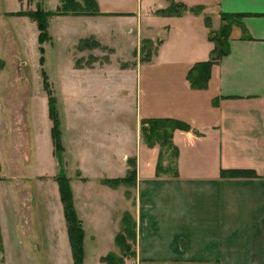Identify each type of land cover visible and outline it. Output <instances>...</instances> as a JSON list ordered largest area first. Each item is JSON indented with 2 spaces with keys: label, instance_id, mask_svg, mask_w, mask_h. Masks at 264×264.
<instances>
[{
  "label": "crops",
  "instance_id": "obj_1",
  "mask_svg": "<svg viewBox=\"0 0 264 264\" xmlns=\"http://www.w3.org/2000/svg\"><path fill=\"white\" fill-rule=\"evenodd\" d=\"M97 1L100 12L89 18L98 20V28L89 32V40L117 50L113 36L115 31L123 32L121 43L131 48L122 58L128 61L136 48L141 56L142 41L150 39L156 44L151 61L177 68L149 76V108L143 111L142 56L137 62L132 80L137 95L134 124L126 128L122 126L126 121L118 123L121 132L132 131L130 147L125 140L109 144V118L102 117L95 125L89 119V185L94 186L89 205L93 206L95 195L111 214L93 219L97 224L92 237L101 245L98 262L105 264L102 257L114 252L124 254L123 264H264V0H176L187 7L178 15L161 14L169 0L159 4L135 0L136 7L134 0ZM192 7L201 10L194 12ZM149 15L153 24L145 27L143 21ZM223 15H238L233 18L228 53L213 64L206 85L195 88L188 74L196 63L210 59L211 31L226 23ZM101 18L107 21L101 24ZM111 18L121 23L112 24ZM96 68L89 67V78ZM123 71L130 74L126 69L118 73ZM120 83L114 92L106 83L110 94L102 99L99 91L98 104L106 106L101 109L103 115L115 109L131 110L125 96L121 97L129 91L127 84ZM96 90L95 86L90 92ZM164 118L182 121L189 128L169 129L165 143L147 146L143 160V121ZM51 154L53 150L49 159ZM130 159L136 161L134 181L107 183V179L127 176ZM231 170L249 174L223 175ZM49 175L37 173L40 185L47 186L43 182ZM0 183L5 184L4 179ZM51 201L45 200L44 205L50 206ZM125 213L132 217L135 231V237L127 239L132 254L116 239ZM100 223H107L108 230L102 231L105 227ZM64 236L62 250L70 259L69 237ZM54 238L50 237V244ZM51 254L50 250L46 262Z\"/></svg>",
  "mask_w": 264,
  "mask_h": 264
},
{
  "label": "rangeland",
  "instance_id": "obj_2",
  "mask_svg": "<svg viewBox=\"0 0 264 264\" xmlns=\"http://www.w3.org/2000/svg\"><path fill=\"white\" fill-rule=\"evenodd\" d=\"M132 4L136 7L135 0ZM59 5L60 0H0V175L5 181V184L0 183V264H100L97 254L101 245L99 239L92 237L97 224L93 219L96 215L106 218L111 214L95 195L93 206L89 205V191H94L93 184L89 185V119L95 125L103 118H109V144L125 140L130 147L129 139L133 133L131 130L121 132L118 123L126 121L127 125L121 123L126 128H132L134 124L137 95L132 80L137 62H142L140 104L143 111L149 108V76L166 69H177L155 59L151 61L156 52L154 42L155 48L149 59L144 58L146 52L142 50V42V57L136 48L130 52V60H123L122 57L126 58L124 53L131 48L121 43L126 35L123 32L117 34L115 31L113 36L119 47L117 50L94 44L89 46V32L97 29L99 23L89 18L92 15L51 14L46 19L51 38L48 36L45 42H40L39 19L28 14L40 9L55 12ZM111 19L112 24L121 23ZM99 21L103 24L107 19ZM143 24L145 27L153 24L150 15ZM92 66L97 68L89 78V67ZM119 69L130 71V78L124 71L118 73ZM98 72L104 76H97ZM120 82H125L124 86L127 84L129 91L122 92L121 97L125 96L131 110L115 109L110 110L109 115H103L106 106L98 104L99 91L102 99L110 94L106 83H110L111 92H114V87L121 88ZM95 86L96 93L90 92ZM50 97L55 99L59 147L53 140L55 128L50 116ZM142 139L144 160L150 142L144 133ZM49 150H53L50 159ZM38 172L51 174L43 182L47 186L38 182ZM62 180L67 182L74 216L82 228L80 262H76L73 255L62 199ZM40 186L44 188L40 189ZM49 198L51 207L47 203L44 205ZM100 224L105 227L102 231L108 230L107 223ZM65 234L69 237L70 259L65 258V250L64 253L62 250L64 245L66 247ZM50 237H55L54 244H50ZM22 244L26 253L22 252ZM50 250L52 254L46 262Z\"/></svg>",
  "mask_w": 264,
  "mask_h": 264
},
{
  "label": "trees",
  "instance_id": "obj_3",
  "mask_svg": "<svg viewBox=\"0 0 264 264\" xmlns=\"http://www.w3.org/2000/svg\"><path fill=\"white\" fill-rule=\"evenodd\" d=\"M171 3L170 5L160 10L161 14L163 15H178L181 14L182 11L187 10V7L183 3H178L176 0H169ZM190 10L194 12H199L201 10V7H192ZM99 5L97 0H60V5L58 6V9L55 12L46 11V10H38L36 12H30L28 15L31 16L33 19H39L38 20V27L40 29V36L39 40L40 42H45L49 37L51 36L48 33L47 30V22L46 19L51 14H62V15H96L99 14ZM23 14V13H19ZM238 17V15H223V19H227L226 23H223V25L220 27L218 31H211L210 40L214 43V49L212 50L211 57L207 61H202L196 63L193 68H191L188 79L191 83V86L195 88L203 87L206 85L207 80L211 73V68L213 64L217 63L222 56L228 53V38L230 35V31L232 28V25L234 23L233 18ZM232 19V20H230ZM206 23L210 27L211 21L208 17H206ZM49 36V37H48ZM85 41V40H84ZM142 45V50L146 52V55L144 58L149 59L150 55L152 53V50L155 48L153 41L150 39H144ZM86 43V41H85ZM152 43L151 46L149 44ZM99 45L94 40H89V46L90 45ZM40 50L42 51L43 48L40 47ZM44 58H41V61H43ZM49 105H50V116L51 119L54 121V128L56 127V124L58 122L57 118V112L55 108V99L53 97L49 98ZM142 126V133L147 135V138L150 142V144L157 142H160L162 144L165 143L166 139L169 137V129H175V128H182L187 129L189 126L179 120L175 119H148L143 121ZM53 134V140L54 144L56 143L57 147L60 146V143H58V130L55 128ZM130 170L126 177L124 178H116V179H107L106 182L109 183L111 186H117L121 183H132L136 176V161L135 159H130ZM0 170H1V163H0ZM249 174V172L241 171V170H231L227 174L223 172V175H229V176H246ZM4 178L0 175V181ZM67 182L62 180L61 182V188H62V199L64 203V210H65V216L69 227V236L72 243L73 248V255L76 259V262L81 261V240H82V228L81 225L76 221L74 216V210L72 206L71 201V193L66 186ZM74 224H77L76 227H74ZM123 228L122 230L117 234V242L119 245L124 247V250H128L127 253L132 254L131 251V244L127 242V239H133L135 237V231L134 227H132V217L129 213H125L122 220ZM124 255V254H123ZM123 255H119L114 252H110L104 257H102V261L105 264H123L124 257Z\"/></svg>",
  "mask_w": 264,
  "mask_h": 264
}]
</instances>
